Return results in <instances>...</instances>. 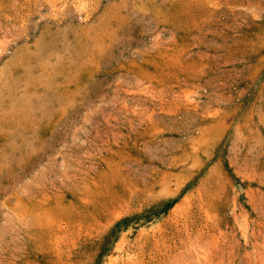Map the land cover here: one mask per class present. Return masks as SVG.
Masks as SVG:
<instances>
[{"label":"rangeland","instance_id":"obj_1","mask_svg":"<svg viewBox=\"0 0 264 264\" xmlns=\"http://www.w3.org/2000/svg\"><path fill=\"white\" fill-rule=\"evenodd\" d=\"M0 264H264V0H0Z\"/></svg>","mask_w":264,"mask_h":264}]
</instances>
